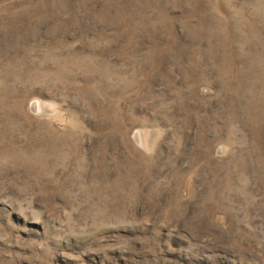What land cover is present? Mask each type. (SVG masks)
I'll list each match as a JSON object with an SVG mask.
<instances>
[{"label": "rangeland", "instance_id": "rangeland-1", "mask_svg": "<svg viewBox=\"0 0 264 264\" xmlns=\"http://www.w3.org/2000/svg\"><path fill=\"white\" fill-rule=\"evenodd\" d=\"M0 264H264V0H0Z\"/></svg>", "mask_w": 264, "mask_h": 264}]
</instances>
